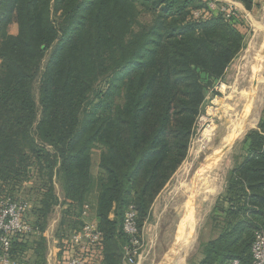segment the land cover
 Segmentation results:
<instances>
[{
    "label": "trees",
    "instance_id": "trees-1",
    "mask_svg": "<svg viewBox=\"0 0 264 264\" xmlns=\"http://www.w3.org/2000/svg\"><path fill=\"white\" fill-rule=\"evenodd\" d=\"M210 1L0 0V197L21 199L20 187L34 179L29 189L39 198L27 215L42 230L58 201L57 178L68 204L62 237L82 225L75 217L96 191L101 264H120L129 243L125 210L134 205L142 233L156 196L187 154L210 79L243 48L241 15H194ZM138 6L153 12L149 23L138 20ZM13 20L17 32L10 34ZM50 48L37 103L32 85ZM260 128L248 134L247 155L230 172L216 236L200 243V257L189 264L251 262L254 233L264 229V121ZM24 246L23 239L11 241L12 253Z\"/></svg>",
    "mask_w": 264,
    "mask_h": 264
},
{
    "label": "rangeland",
    "instance_id": "rangeland-1",
    "mask_svg": "<svg viewBox=\"0 0 264 264\" xmlns=\"http://www.w3.org/2000/svg\"><path fill=\"white\" fill-rule=\"evenodd\" d=\"M218 1L227 4L223 0ZM257 4L258 6H254L252 11L240 12L243 24L241 29L244 34L243 48L228 63L221 77L210 79V85L205 89L201 111L193 127L187 154L159 192V197L156 196V198L158 197L156 201L158 205L155 206V211L148 215L146 223L143 224L141 264H172L166 262V259L175 257L180 258L175 264H185L184 261L187 263V260L198 259L200 242L213 238L217 234L215 220L220 215L221 207L226 205V189L230 172L237 168L247 155L248 134L253 130H261L260 123L264 121V0H259ZM137 18L140 23H149L153 18V12L138 6ZM6 31L10 34L17 32V24L14 20L8 23ZM50 53L51 48L47 50L41 60L33 81L32 93L37 103L40 78ZM259 56L261 61L256 59ZM254 64L260 65V69L255 75V79L259 80L257 82L252 79L251 68ZM202 77L203 81L207 82V77L205 75ZM103 79L104 77L95 82L94 89L103 85ZM253 84L258 89L257 103L242 132L233 140L227 141L234 116L225 115L221 105L228 103L234 106L239 101L238 94L243 89L251 88ZM230 94L232 95L228 98ZM114 101L116 104H120L122 99L117 96ZM206 126L214 127L211 137L206 141L207 143L203 139V131L207 128ZM215 148L220 152L219 158L221 159L209 173L214 176L217 182V190L208 195L205 193L206 190H203V193H199L196 197V193L192 191L193 186L190 184L192 176L202 163L212 158ZM99 151L100 146L96 145L91 153V172L95 178L99 174L96 165ZM53 181H55V184L53 183L54 192H60L61 187L57 178L54 177ZM35 183L33 179L32 187L36 186ZM7 189L8 192H11L9 186ZM188 205L192 206L194 219L187 222L185 231L182 233L180 221L185 212V207ZM60 212L61 206L59 205L51 211L49 221L53 233L56 223L59 221ZM190 226L193 227L191 231L189 230ZM163 259L166 263L162 262Z\"/></svg>",
    "mask_w": 264,
    "mask_h": 264
},
{
    "label": "built area",
    "instance_id": "built-area-1",
    "mask_svg": "<svg viewBox=\"0 0 264 264\" xmlns=\"http://www.w3.org/2000/svg\"><path fill=\"white\" fill-rule=\"evenodd\" d=\"M210 1L202 10H195L194 15L202 18L212 13H220L224 19H231L240 12L228 4L218 5ZM29 201L14 197L8 193L0 197V264H17L12 254L11 241L15 238L25 239L39 233L40 228L28 220ZM83 216H88V206L84 205ZM137 215L134 205H128L124 213L122 230L129 237V243L124 246L123 264H137L143 251L142 233L137 229ZM102 232L95 220H83L82 225L71 233L61 246L60 253L63 264H89V258L99 248ZM251 262L249 264H264V229L254 233L251 243ZM229 264H241L238 259H232Z\"/></svg>",
    "mask_w": 264,
    "mask_h": 264
},
{
    "label": "crops",
    "instance_id": "crops-1",
    "mask_svg": "<svg viewBox=\"0 0 264 264\" xmlns=\"http://www.w3.org/2000/svg\"><path fill=\"white\" fill-rule=\"evenodd\" d=\"M223 1L226 2L228 5H231L232 7H234L235 9H237L241 13H247V12L253 10V8L251 10L246 9L241 2L236 1V0H223ZM255 1H256V3H258L259 0H255ZM257 6H258V4H257ZM98 162H99V158H98L97 164H96L97 167H98ZM98 170H99V167H98ZM31 182H32L31 180H29V182L28 181L25 182V184L22 185L20 187V190L17 192L19 194V196H21V199L29 201L30 208L33 206L32 204L34 203L36 196H38V198H39V195L37 193L33 194L32 193L33 191L29 189L30 187H32ZM53 183L55 184V181H53ZM27 186H29V187H27ZM96 194H97V192L95 191V194L90 199L91 201L89 200V201L85 202L81 206V208H79L80 214L78 215V217H75V218H80L83 221L84 219H86V217H88L89 219L95 220L96 222L98 221L97 217H96V213H95V211H96ZM55 195L57 196L58 201L56 204H54L52 206L51 211L53 210V208H55L57 205H59V206H61V212H60V216H59L60 217L59 221H57V223H56L54 233L52 232L51 223L49 221L50 214H51V211H50L47 215L46 224H45L44 228L42 230H40L39 233L32 234V235H30L31 237L28 236L27 238L23 239L25 246L22 250H20V251L18 250L19 252L13 251L12 254L16 258L17 264H63V259L61 258V253L59 251L61 246H62V242L65 241L63 238L64 237L67 238L71 233H73L77 229L76 228L69 229V231L62 237H59L57 235V233L59 232V223L61 220L63 209H65V207L68 204H67V200H65L63 197L62 191L55 192ZM158 197L153 202V204L150 208L149 214L153 213L155 211V206L158 205V204H156ZM84 205L88 206V216L82 215ZM111 216H112V214H111ZM41 244L43 245L42 247L44 248V251H43V256L39 257L37 254V251H38L39 246H41ZM102 260H103V251L100 250V248H98L95 251V253H93L92 256L89 258L88 263L89 264H101ZM179 260H180V258L177 259L176 257L172 258V259L167 258L166 262L175 264V262L177 263V261H179ZM141 262H142V258L139 260V262L137 264H141ZM162 262L164 263L165 260L163 259ZM184 263L189 264V261L187 260V263L184 261ZM120 264H123V263L121 262Z\"/></svg>",
    "mask_w": 264,
    "mask_h": 264
},
{
    "label": "bare ground",
    "instance_id": "bare-ground-1",
    "mask_svg": "<svg viewBox=\"0 0 264 264\" xmlns=\"http://www.w3.org/2000/svg\"><path fill=\"white\" fill-rule=\"evenodd\" d=\"M256 59H259V61H261V57L260 56L256 57ZM254 61H256V60H254ZM259 69H260V65L259 64L252 65V68H251L252 71L251 72H252V79H254V82L259 81V80L255 79V75L259 71ZM257 90L258 89L256 88V85L253 84V85H251V88L243 89L238 94L237 98H238L239 101L236 102L234 104V106H231L228 103H224L223 105H221V109H222V111H223V113L225 115L227 114L230 117L234 116V120L232 122V128H230L231 132L227 136L228 137L227 141L233 140L237 135H239L242 132V130L244 128V125H246V123H247V119H248L249 115L252 113V111H253V109L255 107V104L257 103L256 102L257 97H258L257 96L258 95ZM231 95L232 94H230V96H228V98H230ZM206 127L207 128H205V130L203 131V139H204L205 142L209 140V138L211 137V135L213 133V130H214L213 126H206ZM219 153L220 152L218 151V149L215 148V150L213 152V156L210 155L212 158L209 159V160L207 159L206 162L202 163L201 166L198 167L195 170V172H194V174L192 176V180H191L190 184H192V186H193V190L192 191H194L196 193V195H195L196 197L203 190H206L205 193H207V195L208 194H213L217 190V188H216V183L217 182L215 181L214 176L210 175L209 172H211V170H213L212 167L213 166L215 167V164L219 161V159H221V158H219ZM188 191H190V190H188ZM191 207H192L191 205H188V206L185 207L186 208L185 212H184V214L182 216V219L180 221V229H181L182 233H184V231H185L184 229L187 226V222L189 220H191V219H194L193 209ZM191 223L192 222H190V224ZM192 229H193V227L190 226L189 230L191 231Z\"/></svg>",
    "mask_w": 264,
    "mask_h": 264
}]
</instances>
